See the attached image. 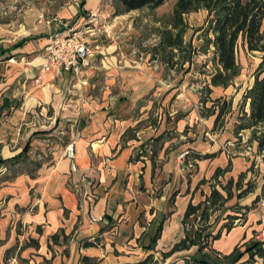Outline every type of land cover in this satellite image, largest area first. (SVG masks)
<instances>
[{
  "label": "crops",
  "instance_id": "obj_1",
  "mask_svg": "<svg viewBox=\"0 0 264 264\" xmlns=\"http://www.w3.org/2000/svg\"><path fill=\"white\" fill-rule=\"evenodd\" d=\"M82 1L63 7L61 17L79 27L102 2ZM55 27L0 19V157L26 150L16 163L34 165L0 188L3 260L16 255L23 264H138L152 256L161 257L160 264L193 257L231 264L223 257L239 247L243 256L236 264H264L256 249L246 252L264 233V207L255 202L264 184L240 195L252 179L253 161L264 167L256 143L252 152L231 156L226 145L237 140L235 121H224L225 115L216 125L217 113L204 115L212 101L204 105L202 92L186 93L182 81L170 86L163 64L128 68L109 28L89 42L99 48L88 75H58L56 66L43 70ZM211 88L209 100H233L231 117L232 84ZM73 143L71 160L66 149ZM186 150L184 163L178 156ZM242 173L247 175L237 189ZM230 179L232 196L207 223V247L199 253L194 245L164 259L186 236L189 204L204 201L214 188L227 198Z\"/></svg>",
  "mask_w": 264,
  "mask_h": 264
},
{
  "label": "trees",
  "instance_id": "obj_2",
  "mask_svg": "<svg viewBox=\"0 0 264 264\" xmlns=\"http://www.w3.org/2000/svg\"><path fill=\"white\" fill-rule=\"evenodd\" d=\"M116 2L124 11L129 12L145 7L155 9L163 5L166 0H116ZM82 3H84V0ZM200 9H205L210 14L208 26L201 31H204L203 35L207 38V45L211 44L214 47V62L216 63V70L211 76V81L205 86V91H203L207 95L203 100L204 105L208 101H212L211 107L207 108L204 106L206 108L204 115L209 117L217 113L216 125H218L223 116L232 111L233 100H222V98L209 100L208 97L210 98L212 93L211 86L229 87L233 79L240 75V65L238 62L240 43L245 45L248 51L260 52L262 55L261 62L254 74V83L243 95L242 111L239 121H237L235 126V135L239 137L242 131L251 130L248 142L251 144L257 143L258 153L264 159V0H177L173 9L171 28L163 32V40L160 46L164 49L170 48L182 53L186 52V56H183V65L191 57V53L187 51L191 47V44L188 45L185 42L187 24L184 16ZM209 35H212V38H208ZM166 62L168 63V61ZM189 71L190 68L185 70L186 73ZM248 105L249 111L246 110ZM217 108L218 111L216 110ZM25 151L11 159L0 157V168L5 164L22 161L27 157ZM255 165L254 160L250 168L254 175H256V171L254 170ZM230 167L231 163H229L226 170L218 169L215 175L218 177L223 172L229 171ZM246 175V173L240 174L236 183L237 189H241ZM254 177L256 176H253L247 182V188L242 190L240 195H246L255 190ZM205 182V180L202 181V183ZM233 184L234 180L230 179L228 184L224 186V190L228 193L227 198L214 188L211 195L204 201L196 205L189 204L183 219V223L187 229L186 236L179 243L175 244L170 251L162 254L164 259L171 257L178 251L190 249L194 245L199 247V253L207 247L208 241L212 237L207 232V223L210 216L232 196L231 188ZM263 197H258L255 202L258 203ZM161 230L162 227L159 228L155 241L159 237ZM217 237L214 236V238ZM31 243L38 245L35 240H32ZM24 247L23 245L21 249H24ZM253 249H256L254 254L264 257V248L260 246V242L248 248L246 252ZM242 256L243 252L237 247L230 255H226L223 258L230 261L231 264H236ZM152 261L153 257L149 256L138 264H152ZM184 264L210 263L201 257H193L187 259Z\"/></svg>",
  "mask_w": 264,
  "mask_h": 264
},
{
  "label": "rangeland",
  "instance_id": "obj_3",
  "mask_svg": "<svg viewBox=\"0 0 264 264\" xmlns=\"http://www.w3.org/2000/svg\"><path fill=\"white\" fill-rule=\"evenodd\" d=\"M75 1L80 0H0V19L3 22H30L31 20L45 22L43 18L46 19L51 16L62 18L60 14L62 8ZM176 2L177 0H166L163 5L155 9L145 7L126 12L117 5L116 0H102L98 7L99 10L95 13L98 12L101 15L99 24L103 28V32L108 31L107 28H109L110 40L117 43L118 50L124 54L125 59L129 60L130 65L127 64L128 68L138 63L144 68L163 64L167 69L166 80L170 86L182 81V84L186 85V93L197 94L202 92L199 96L203 101L207 97L205 92L203 93L206 83L216 70L214 47L211 44L207 45V38L203 35L204 31H201L208 26L210 14L207 10L200 9L184 16L187 24L185 42L188 45L191 44V47L187 50L191 53V57L183 65V56H186V52L182 53L170 48L164 49L160 46L163 40V32L171 28L172 14ZM208 38H212V35H209ZM261 56L260 52H250L245 45L239 44L240 75L235 77L232 82V89L235 90V92L233 91V94H235L233 98L235 99L236 110L231 117L227 113L224 121L228 118L233 122L235 121L234 124L239 121L243 95L254 80V74L261 62ZM188 68L192 70L191 73L182 77V74ZM148 97L145 96L143 99ZM211 106L212 102H208L207 108ZM247 109L248 107H246ZM21 130L24 131V126L21 127ZM250 136L251 130H244L235 142L231 141L230 144L226 145V148L231 151L230 155L252 152L255 143L248 142ZM255 146H257V143ZM256 150L258 153V148ZM185 152H188V150ZM189 155L185 158L184 163H187ZM248 157L252 158L253 155L249 154ZM261 159L264 160L263 157ZM30 161L3 166L0 169V188L17 174L33 169L34 165ZM254 170L256 171L254 184L263 186L264 167H255ZM251 176L253 177L254 173ZM3 257L2 251H0V264H23V260L16 257V255L7 262L3 260ZM161 261H163L161 257H158L156 260L153 259L152 264H160Z\"/></svg>",
  "mask_w": 264,
  "mask_h": 264
},
{
  "label": "built area",
  "instance_id": "obj_4",
  "mask_svg": "<svg viewBox=\"0 0 264 264\" xmlns=\"http://www.w3.org/2000/svg\"><path fill=\"white\" fill-rule=\"evenodd\" d=\"M100 16L98 12H92L79 27L75 26L70 20L59 16L43 18L49 25L56 24L44 50L43 58L46 63L43 65V70H50L52 66H56L58 75L67 72L74 76L88 75L92 72V58L99 46L90 45L89 42L99 40L104 31L99 24ZM226 151L230 153L228 149ZM188 154H190L189 151L182 152L178 159L185 162ZM66 156L74 160V143L67 147ZM72 166L75 169V165L72 164ZM257 204L264 207V197ZM257 239L259 242H264V233L258 234Z\"/></svg>",
  "mask_w": 264,
  "mask_h": 264
}]
</instances>
